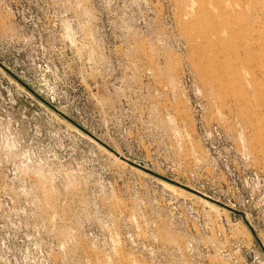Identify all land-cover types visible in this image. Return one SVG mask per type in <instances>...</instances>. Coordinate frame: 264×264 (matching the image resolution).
Returning <instances> with one entry per match:
<instances>
[{
  "label": "rangeland",
  "instance_id": "1",
  "mask_svg": "<svg viewBox=\"0 0 264 264\" xmlns=\"http://www.w3.org/2000/svg\"><path fill=\"white\" fill-rule=\"evenodd\" d=\"M0 264H264V0H0Z\"/></svg>",
  "mask_w": 264,
  "mask_h": 264
}]
</instances>
